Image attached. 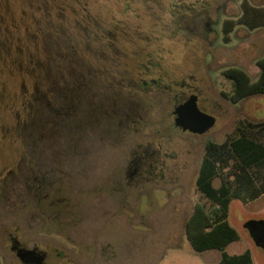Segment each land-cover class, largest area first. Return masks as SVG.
<instances>
[{"label": "rangeland", "instance_id": "rangeland-1", "mask_svg": "<svg viewBox=\"0 0 264 264\" xmlns=\"http://www.w3.org/2000/svg\"><path fill=\"white\" fill-rule=\"evenodd\" d=\"M244 1L0 0L3 264H24L11 248L12 236L46 249L44 264H212L219 258L218 250H194L186 220L204 199L197 178L206 143L222 142L241 120L264 122V94L234 103L233 82L224 74L231 66L253 79L260 74L264 27L239 23L231 40L224 39L225 21L243 14ZM246 1L264 6V0ZM47 87L76 94L91 87L103 96L117 90L120 102L133 101L120 109L108 140L87 135V147L101 149L104 165L131 166L133 173L129 184L126 174L120 176L118 199L104 202L100 211L92 204L85 216L54 221L43 214L36 221L17 182L31 158L33 93ZM192 94L217 119L205 134L174 125L176 106ZM229 218L241 239L228 252L250 248L255 264H264V250L244 227L249 219H264V195L233 199Z\"/></svg>", "mask_w": 264, "mask_h": 264}, {"label": "flooded vegetation", "instance_id": "flooded-vegetation-1", "mask_svg": "<svg viewBox=\"0 0 264 264\" xmlns=\"http://www.w3.org/2000/svg\"><path fill=\"white\" fill-rule=\"evenodd\" d=\"M83 88L75 89H80L79 94L67 87H47L43 90L46 93L38 89L33 93L31 158L29 164L20 167L17 182L26 189L27 201L34 205L36 221L43 214L54 221L85 216L92 204L100 211L104 202L118 199L117 185L123 182L120 176L126 174L127 184L133 177L131 166L104 165L101 149L86 145L87 135L99 143L108 140L107 136L117 130L120 109L129 108L133 101L127 98L120 102L117 90L103 96L94 88ZM54 102L58 103L57 108L52 105ZM125 116L129 120L131 115ZM11 240V248L18 241L20 247L44 252L46 262V249L27 247L16 236Z\"/></svg>", "mask_w": 264, "mask_h": 264}, {"label": "trees", "instance_id": "trees-1", "mask_svg": "<svg viewBox=\"0 0 264 264\" xmlns=\"http://www.w3.org/2000/svg\"><path fill=\"white\" fill-rule=\"evenodd\" d=\"M243 14L224 23V39L239 23L255 29L264 27V6L243 3ZM260 74L253 79L240 66H231L224 74L233 82L230 95L234 103L252 95L264 94V54L258 58ZM217 179L220 184H217ZM197 189L203 200L196 202L186 220V236L195 251L217 249L221 258L212 264H255L250 248L241 253L228 252V246L241 239L230 222L233 199L250 202L264 195V122L241 120L234 133L222 142L209 140L200 165ZM0 264H3L0 258Z\"/></svg>", "mask_w": 264, "mask_h": 264}, {"label": "water", "instance_id": "water-1", "mask_svg": "<svg viewBox=\"0 0 264 264\" xmlns=\"http://www.w3.org/2000/svg\"><path fill=\"white\" fill-rule=\"evenodd\" d=\"M174 113L175 125L184 131L194 134H205L216 124V116L202 110L198 103V95L192 94L185 102L176 106ZM256 246L264 250V219H249L244 223ZM16 245L12 247L25 264H43L46 254L36 249Z\"/></svg>", "mask_w": 264, "mask_h": 264}, {"label": "crops", "instance_id": "crops-1", "mask_svg": "<svg viewBox=\"0 0 264 264\" xmlns=\"http://www.w3.org/2000/svg\"><path fill=\"white\" fill-rule=\"evenodd\" d=\"M232 244V243H231ZM211 250H217V249H211ZM208 251V250H207ZM219 251V250H218ZM244 251V250H243ZM241 251V252H243ZM220 252V251H219ZM241 252H237V253H241ZM253 252V251H252ZM221 258V252H220V256L219 258H216V260L213 263H216L219 259Z\"/></svg>", "mask_w": 264, "mask_h": 264}]
</instances>
